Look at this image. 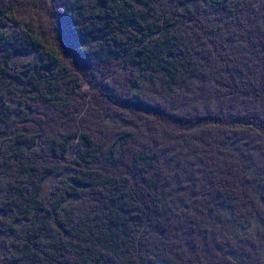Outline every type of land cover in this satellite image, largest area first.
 I'll use <instances>...</instances> for the list:
<instances>
[{
	"label": "trees",
	"instance_id": "1",
	"mask_svg": "<svg viewBox=\"0 0 264 264\" xmlns=\"http://www.w3.org/2000/svg\"><path fill=\"white\" fill-rule=\"evenodd\" d=\"M0 249L264 264V0H0Z\"/></svg>",
	"mask_w": 264,
	"mask_h": 264
},
{
	"label": "rangeland",
	"instance_id": "2",
	"mask_svg": "<svg viewBox=\"0 0 264 264\" xmlns=\"http://www.w3.org/2000/svg\"><path fill=\"white\" fill-rule=\"evenodd\" d=\"M86 86L88 85V83L85 84ZM59 178V176H48L45 181H44V187L45 189H48L50 186H51V183L54 181V180H57ZM0 252H1V249H0Z\"/></svg>",
	"mask_w": 264,
	"mask_h": 264
}]
</instances>
